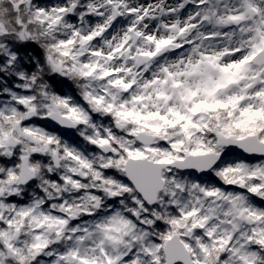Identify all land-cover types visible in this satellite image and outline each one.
<instances>
[{"label":"snow or ice","instance_id":"1","mask_svg":"<svg viewBox=\"0 0 264 264\" xmlns=\"http://www.w3.org/2000/svg\"><path fill=\"white\" fill-rule=\"evenodd\" d=\"M0 264H264V0H0Z\"/></svg>","mask_w":264,"mask_h":264}]
</instances>
